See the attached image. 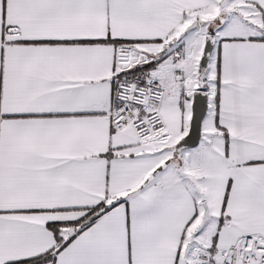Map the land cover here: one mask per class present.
Instances as JSON below:
<instances>
[{
    "label": "snow or ice",
    "instance_id": "snow-or-ice-1",
    "mask_svg": "<svg viewBox=\"0 0 264 264\" xmlns=\"http://www.w3.org/2000/svg\"><path fill=\"white\" fill-rule=\"evenodd\" d=\"M0 264H264V0H0Z\"/></svg>",
    "mask_w": 264,
    "mask_h": 264
}]
</instances>
